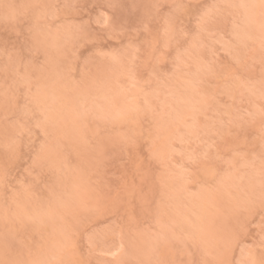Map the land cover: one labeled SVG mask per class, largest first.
I'll use <instances>...</instances> for the list:
<instances>
[{"label":"rangeland","instance_id":"obj_1","mask_svg":"<svg viewBox=\"0 0 264 264\" xmlns=\"http://www.w3.org/2000/svg\"><path fill=\"white\" fill-rule=\"evenodd\" d=\"M110 2L116 7L108 8ZM177 2L2 0L45 7L18 10L25 13L19 35L0 23V257L7 233L20 242L23 260L140 264L203 257L230 262L242 259L243 247L250 250L244 259L259 258V13L222 9L216 35L204 33L187 52L181 50L175 72L174 44L164 49L165 75L151 77L148 41L163 48L165 25L151 6L161 4L167 12ZM184 2L240 5L259 0ZM4 12L0 7V15ZM110 21L118 23L109 28ZM29 43L35 44L31 52ZM208 47L216 53L214 77L199 71L212 58ZM230 53L249 66L250 80H236L227 70ZM196 80L203 83L194 88ZM205 100L213 105L208 120L195 111ZM25 105L29 113L44 111L53 125L49 158L36 165L28 147L29 139L33 149L40 143L41 133L34 127L33 135L18 145V159L6 160L5 155ZM220 120L226 127L232 120L233 131L242 133L239 154L222 153L231 158L230 166L215 160V148L206 159L201 155L208 140L205 124L219 127ZM189 154L198 157L197 164L188 162ZM115 199L124 204L120 212L111 209ZM81 201L89 210L70 218L68 205ZM252 202L255 206L249 207ZM241 220L246 224L239 237L243 244H225Z\"/></svg>","mask_w":264,"mask_h":264},{"label":"snow or ice","instance_id":"obj_2","mask_svg":"<svg viewBox=\"0 0 264 264\" xmlns=\"http://www.w3.org/2000/svg\"><path fill=\"white\" fill-rule=\"evenodd\" d=\"M0 7L5 9L3 15H0V23H3L5 26L10 27L11 30L17 31L18 25L22 23L21 17L25 13L18 11L19 9H37L45 6L42 5H30V4H13V3H2L0 0ZM67 9H75L76 5L66 4L64 6ZM108 8L116 7V4L109 3ZM133 8L138 7L136 4H133ZM153 9L157 10V13L164 19V36L162 38L163 48L158 47L153 44L152 41H148L149 51L148 59L149 63V75L151 77L164 76L165 74L162 71L161 63L164 56V49L172 47L174 44L173 51L176 53L174 56H171V63L173 65L172 71L175 72L180 68L182 63V51L187 52L193 47V42L197 37L201 36L204 33L209 35H216L220 30L219 25V16L217 13H220L222 9L240 7L246 10H249L255 14V11L258 10L259 13V30L261 33L260 40V106H259V115L261 119L260 127V152L259 158L261 162V183L259 188V208L261 211L262 219V236L260 243V252L258 259H244L243 257L249 253L247 247L240 248L242 259L237 261L233 259L230 262H217L207 260L203 257L193 258L188 260L182 259H148L141 261L140 264H264V0H259V3L256 4H207V3H186L184 0H179V2L174 3L168 6L167 12L162 11L163 5L153 4L151 6ZM215 10V11H214ZM151 21H149L150 23ZM194 22V27L190 28L189 25ZM118 21H110L107 26L112 28L114 24H117ZM34 29V24H28L27 32L31 34ZM144 31H148L147 25H145ZM19 35V32L17 31ZM31 39V37H30ZM156 39L157 44L161 43V38H159V33L157 32ZM35 47L34 43L28 44V51L31 52ZM206 46L201 45L203 49ZM207 51L211 53V59H208L203 62L202 67L199 71H202L206 75L216 76L218 73L217 62L215 59V50L211 47L207 48ZM232 55V63L228 66L227 70L232 74L233 78L240 81L250 80V77L246 75L249 71V66L245 63L241 56L236 54ZM31 63V59L29 60ZM203 81L196 80L193 84V87H198L202 84ZM211 100L214 103H218L216 96H212ZM213 107L212 104L207 103L203 107L195 109L197 115L203 116L205 120L210 119L206 113L211 110ZM24 117L28 119L25 120ZM195 119V117H194ZM28 121L32 122L31 126L28 125ZM219 127L216 124L206 123L204 126V135L208 137V140L204 141L206 145L205 151L201 155L206 159L209 155L208 150L215 148V160L221 162L224 165H231V158L222 153H232L233 155L239 154V149L241 144L239 143L241 132L233 131L230 125L233 124L232 120L227 121V127L223 120H220ZM15 127L19 129L18 133L10 137V142L5 145L6 148V160H15L18 159L17 149L18 145L21 143L25 136L31 137L33 135V127L41 133V139L38 148L32 147V141L29 139L28 147L34 152L33 165H36L39 161L47 160L49 154L53 148V139L50 129L53 127L49 117L44 111H40L38 114L29 113L27 110V105H25L23 116L21 120L15 122ZM239 127V125H237ZM219 140V142H218ZM128 142V141H126ZM99 147V145H97ZM175 151V148L173 149ZM187 160L190 164H197L198 157L189 154ZM223 169L221 170V174ZM219 175V174H218ZM8 176V170L5 168L3 170V179L6 182ZM203 187V185H202ZM209 189L213 187L212 184L207 185ZM255 206V202L249 205V207ZM90 206L81 201L79 203H70L67 208V212L70 218L75 219L77 214L89 210ZM111 209L120 212L124 209V204L120 199H115L111 202ZM246 224L243 220L238 224L233 235L224 241L225 244H228L232 241L237 242V247L243 244V240L239 239L242 235ZM19 241H17L14 235L5 234L2 249L3 255L0 257V264H72L71 261H56L52 259L45 260H23L19 258Z\"/></svg>","mask_w":264,"mask_h":264}]
</instances>
